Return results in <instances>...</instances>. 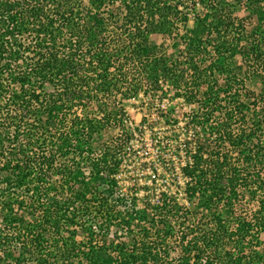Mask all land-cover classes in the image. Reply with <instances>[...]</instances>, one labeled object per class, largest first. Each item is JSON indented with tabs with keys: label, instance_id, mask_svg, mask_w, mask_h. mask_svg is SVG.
<instances>
[{
	"label": "trees",
	"instance_id": "obj_1",
	"mask_svg": "<svg viewBox=\"0 0 264 264\" xmlns=\"http://www.w3.org/2000/svg\"><path fill=\"white\" fill-rule=\"evenodd\" d=\"M170 91L142 183L126 102ZM262 235L264 0H0V264H264Z\"/></svg>",
	"mask_w": 264,
	"mask_h": 264
},
{
	"label": "rangeland",
	"instance_id": "obj_2",
	"mask_svg": "<svg viewBox=\"0 0 264 264\" xmlns=\"http://www.w3.org/2000/svg\"><path fill=\"white\" fill-rule=\"evenodd\" d=\"M238 15L244 16L246 14V11L243 9H240L239 12H237ZM193 23L192 20L188 22V25L191 26ZM166 39V41H165ZM179 42V40H177ZM150 42L156 45H160L162 48V51H165L166 54L169 56H172L176 53H178V48L176 49L174 45H172V38L171 40L168 38L163 37L159 34H154L150 36ZM164 44V45H163ZM163 45V46H162ZM241 57L238 58L237 61L240 60ZM245 79L247 83V87L251 90L258 91L259 90V84L258 82L254 81L250 76H248V73L245 72ZM201 92L205 89L203 86L201 87ZM168 94H164L161 92H158L154 94L155 97H145V96H139L137 99H132L126 102L127 110L133 115L135 124H138L140 121H147V131L144 133H139L138 131H135L133 134L132 139V147H130L128 154L125 156L124 161V171L128 172L129 170L132 171L133 176L138 178L140 182L143 183V175L139 172H137V164L140 163L141 160L144 159V157H149L150 155H153L155 152L154 150H151V143H152V137L157 136L158 133H164L169 129L167 116L165 114L160 115L159 111L162 109L164 111L171 110V114L175 115L179 119V124L183 125L185 121V114L189 113L193 109V105L187 104L182 98L176 97V95H173V92H167ZM199 96H201L199 94ZM262 103V100H259V104ZM146 116L145 119H143V116ZM172 117V116H171ZM166 124L164 125V123ZM171 122V121H169ZM152 126L153 128H150ZM111 133H109L110 135ZM150 152V153H149ZM127 179V178H126ZM142 194V192H140ZM261 239L264 242V235L261 236Z\"/></svg>",
	"mask_w": 264,
	"mask_h": 264
},
{
	"label": "built area",
	"instance_id": "obj_3",
	"mask_svg": "<svg viewBox=\"0 0 264 264\" xmlns=\"http://www.w3.org/2000/svg\"><path fill=\"white\" fill-rule=\"evenodd\" d=\"M146 131H147V130H146ZM150 149H151V150H154L155 152L153 153V155H150V154H149V157H144V159H149L150 157L153 158L154 156H156V154H155V153H156V150H155V148L153 147V139H152V143H151V147H150ZM149 153H150V152H149ZM144 159H143V160H144ZM143 160H141V161H143ZM141 161H140V162H141Z\"/></svg>",
	"mask_w": 264,
	"mask_h": 264
}]
</instances>
